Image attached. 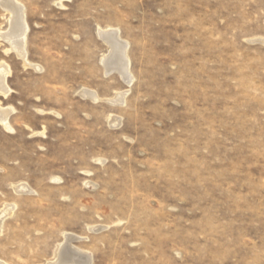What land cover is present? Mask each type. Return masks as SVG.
Wrapping results in <instances>:
<instances>
[{"label":"rangeland","instance_id":"obj_1","mask_svg":"<svg viewBox=\"0 0 264 264\" xmlns=\"http://www.w3.org/2000/svg\"><path fill=\"white\" fill-rule=\"evenodd\" d=\"M18 1L0 263L53 262L70 234L88 264H264V0ZM108 28L129 84L103 64Z\"/></svg>","mask_w":264,"mask_h":264},{"label":"bare ground","instance_id":"obj_2","mask_svg":"<svg viewBox=\"0 0 264 264\" xmlns=\"http://www.w3.org/2000/svg\"><path fill=\"white\" fill-rule=\"evenodd\" d=\"M0 4L2 7L8 11L9 16V27L8 29L1 33L0 36L8 42L10 49H12L17 56L21 57L25 63V36L27 33V23L25 19V12L23 6L18 0H1ZM99 35L102 39L109 45L110 52L103 59V64L107 70H116L122 77L123 81H131V74L129 72V60L126 55V44L123 43L118 36V33L114 29L108 28V30H100ZM108 47V46H107ZM102 60V59H101ZM102 63V62H101ZM9 73V67L5 63L0 64V93L6 95L9 92V88L6 84V76ZM82 95L89 96L92 100L97 99V95L93 91L84 90ZM124 93H116V95L110 100L112 102L120 101L123 98ZM12 111V108H2L0 107V123L8 128V117ZM115 118V117H114ZM113 119V118H112ZM113 123V122H112ZM114 124V123H113ZM16 191H26L27 188L24 184H20L15 187ZM9 206V205H8ZM11 206V205H10ZM5 207V206H4ZM11 208L5 207L0 212V222L1 219L7 215ZM70 234H65V243L58 253L57 260L53 262H48L47 264H61L67 261L78 262L83 264H88V256L81 252L77 248L69 246ZM75 238V237H74ZM72 240V239H71ZM2 264V263H0Z\"/></svg>","mask_w":264,"mask_h":264}]
</instances>
